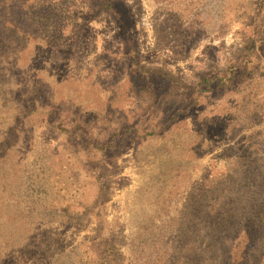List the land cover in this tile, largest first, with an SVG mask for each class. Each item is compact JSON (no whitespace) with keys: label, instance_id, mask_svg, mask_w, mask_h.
Segmentation results:
<instances>
[{"label":"rangeland","instance_id":"rangeland-1","mask_svg":"<svg viewBox=\"0 0 264 264\" xmlns=\"http://www.w3.org/2000/svg\"><path fill=\"white\" fill-rule=\"evenodd\" d=\"M248 150L264 0H0V264H199L167 231Z\"/></svg>","mask_w":264,"mask_h":264},{"label":"trees","instance_id":"trees-1","mask_svg":"<svg viewBox=\"0 0 264 264\" xmlns=\"http://www.w3.org/2000/svg\"><path fill=\"white\" fill-rule=\"evenodd\" d=\"M139 69L143 71L142 67ZM131 70L134 72L132 63ZM143 73L150 75L147 70ZM159 73L166 80H175L168 72ZM209 81L208 76H203L201 83ZM99 147L106 150L108 146ZM231 161L227 178L211 186L210 192L191 196L185 215L168 229L167 235H174L175 239L187 236L183 254L187 249V253L193 254V262L199 264H264V153L248 150L244 157L235 156ZM100 163L97 160L94 165L98 168ZM177 226L183 232L177 234ZM46 234L53 233L46 231ZM107 243L103 264H114L110 239ZM165 245L168 244L155 242L159 254L149 264H192L184 256L171 263V251L164 250ZM225 246L227 259L221 257ZM52 259L58 264L56 256Z\"/></svg>","mask_w":264,"mask_h":264}]
</instances>
